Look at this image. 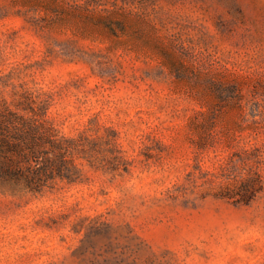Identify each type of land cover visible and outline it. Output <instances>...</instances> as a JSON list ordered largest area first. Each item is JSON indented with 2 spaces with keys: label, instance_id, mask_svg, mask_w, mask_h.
Returning a JSON list of instances; mask_svg holds the SVG:
<instances>
[{
  "label": "rangeland",
  "instance_id": "374dc122",
  "mask_svg": "<svg viewBox=\"0 0 264 264\" xmlns=\"http://www.w3.org/2000/svg\"><path fill=\"white\" fill-rule=\"evenodd\" d=\"M4 105L66 162L0 264H264V0H0Z\"/></svg>",
  "mask_w": 264,
  "mask_h": 264
},
{
  "label": "trees",
  "instance_id": "16d2710c",
  "mask_svg": "<svg viewBox=\"0 0 264 264\" xmlns=\"http://www.w3.org/2000/svg\"><path fill=\"white\" fill-rule=\"evenodd\" d=\"M56 135L37 113L0 106V181H24L30 190L40 191L61 175L66 158Z\"/></svg>",
  "mask_w": 264,
  "mask_h": 264
}]
</instances>
